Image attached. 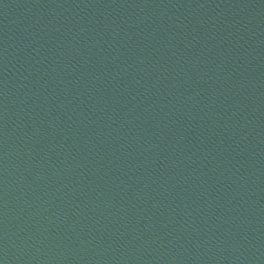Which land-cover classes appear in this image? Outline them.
Instances as JSON below:
<instances>
[{
    "label": "water",
    "instance_id": "1",
    "mask_svg": "<svg viewBox=\"0 0 264 264\" xmlns=\"http://www.w3.org/2000/svg\"><path fill=\"white\" fill-rule=\"evenodd\" d=\"M0 264H264V0H0Z\"/></svg>",
    "mask_w": 264,
    "mask_h": 264
}]
</instances>
